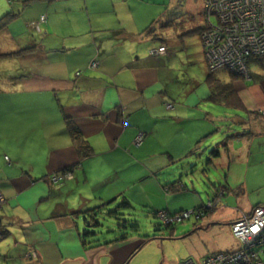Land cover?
<instances>
[{"label": "crops", "instance_id": "obj_1", "mask_svg": "<svg viewBox=\"0 0 264 264\" xmlns=\"http://www.w3.org/2000/svg\"><path fill=\"white\" fill-rule=\"evenodd\" d=\"M24 6L15 21L25 17L31 24H27V29L16 26L13 30L9 29L14 21L11 22L3 40L5 44L0 47L3 52L21 50L25 43L38 47L34 52L10 58L15 67L9 75L12 82L0 86V142L6 139L12 145H8L10 150L0 145V189L6 199L0 209L3 219L0 241L12 234L8 230L11 224L23 228L24 244L38 256H21L20 264H137L132 258L144 246L141 247L139 236L90 246L83 242V227L78 223L82 214L75 213L87 204L125 192L138 182L143 192L149 189L158 198L163 196L154 172L167 165L171 156L178 153L173 150L179 149L167 147L158 152L151 148L150 140L164 132L157 122L174 124L182 119L179 113L197 110L208 98L206 67L204 74L194 77L181 71L183 67L178 66L181 57L177 62L171 55L156 58L149 54L151 48L163 44L150 32L166 19L170 5L165 0H30ZM3 8L0 7V16L11 10ZM43 15L46 21L40 27L44 36L33 40V22ZM26 36L28 41L24 39ZM185 55L190 63V54ZM95 59L98 66L89 68ZM175 82L181 87L178 96L172 90ZM165 102H176V106L169 109ZM62 108L66 115L74 117L96 154L97 150H105V155L131 150L135 156L131 159H138L129 165H115L114 159L108 158L107 171L103 174L105 169L100 167L102 175L94 177L92 173L97 170L91 167L95 156L79 162ZM120 117L129 125L123 127L118 121ZM142 129L146 138L137 146L134 139ZM46 133L63 135L58 144H51L48 149ZM249 143L244 150L253 147L264 150V133L254 136ZM238 155L243 156L240 151ZM70 166H75L74 178L51 180L53 174ZM135 166L137 169L131 175H124ZM253 180L256 186H261V180ZM87 183L91 188L83 191L79 186ZM74 194L78 196L77 206L69 202V196ZM51 197L57 200L58 216L53 225L47 226L40 222L37 212L40 203ZM148 200L160 209L173 208L172 201H156L154 195ZM6 203L14 204L26 217L13 214L11 208L5 210ZM260 203H264L262 196L251 202L252 209ZM7 250L6 258L11 251L9 247ZM84 252L89 253V260L74 259ZM70 256L74 258L69 260ZM184 259L167 260L164 264Z\"/></svg>", "mask_w": 264, "mask_h": 264}, {"label": "rangeland", "instance_id": "obj_2", "mask_svg": "<svg viewBox=\"0 0 264 264\" xmlns=\"http://www.w3.org/2000/svg\"><path fill=\"white\" fill-rule=\"evenodd\" d=\"M28 1L30 0H14L13 2L9 0H0V7L3 6L4 10L7 8L11 10L13 9L14 12H21L25 10L26 6L24 5H26ZM165 1L170 5V8L166 11V15L164 16L166 19L158 22L156 30L159 32L162 30L161 32L165 34V38L170 40L167 43L168 46L171 45L170 47H172V44L179 43L178 45L184 47L183 50L179 51L178 54L181 58L179 62L177 61L178 66L183 67L182 71L194 77L201 76V74H204L203 68L206 67L204 58L206 61L209 59L207 53L206 55L205 53L203 54V45L199 35L194 34V32L190 31V29L195 28L196 25H204V23H206V0ZM42 17H44V19H42ZM28 19L22 17L16 21L13 20L14 22L12 21L13 24L9 25V29L14 30L16 26L27 29V24H31V21H27ZM45 19L46 16H41L40 21L43 22ZM213 19L216 21L215 17H213ZM171 22H173V24L168 26ZM43 26L44 25L42 23L41 27ZM35 28L38 29V24H35ZM35 28L33 30L36 35H40ZM6 30L7 25L0 29V47L5 44V41L3 40L5 39V34H7ZM41 35L44 36V33L42 32ZM173 39L175 40L174 43H172ZM160 41L164 42L163 40ZM169 52L170 50L166 47L165 50L160 52V55H170L168 54ZM187 53L190 54V63H187L188 59L185 55ZM95 60L97 62L93 60L90 63L89 68L95 69V67L98 66V60ZM175 60H177V58ZM181 60L184 64H181ZM5 62H11V64L7 65ZM94 63H96V66L91 67ZM213 68L215 69L216 66ZM13 71H15V67L10 58H1L0 86H6L8 83L12 82L9 75ZM261 71L264 74L263 66L261 67ZM235 87L245 101L247 108L252 110L249 118L241 119L239 124H246L244 129L252 128L255 131H264V89L262 85L258 82H254L252 85H249L245 79H238L235 82ZM179 88H181L180 85L175 82L172 87L174 95L178 96ZM179 102H181V99H179ZM168 108H172V106L168 105ZM224 111H226L229 116L234 113H238L243 116L247 115V111L245 110L225 108L221 105L215 104L209 99H205L201 102L199 108L195 112H187L185 110L183 112L184 114L182 115V119L178 122L175 121L174 124L157 122L156 125L163 127L164 132L161 137L154 135V137L151 138V148H156L158 152H161V150L165 151L167 147L179 149L181 151L189 150L195 142V137L206 131V127L208 125L207 117L212 118L211 114H225ZM206 113L210 114L206 115ZM120 120L122 122L121 125L126 127V120L121 117L118 121ZM219 120L220 118L216 117V121ZM55 131L59 132V129H56ZM61 133H57L54 136L46 133L44 138L46 140V148L49 149V145L51 144H58L59 137L63 135ZM212 135L216 136L217 139H211L209 140L210 142L207 141L204 144H206V147H209L210 145H217L221 148L222 156L215 161L214 165H216V168L210 169L207 174H204L200 170L196 169L190 179L186 180L189 181V185L191 187H195V189H197V192H191V194L189 193L187 195L181 194L178 195L177 199L172 200L175 201L173 203L176 205L175 207L183 205L186 206L188 210H191L198 199L200 200L199 203H206L204 210H207V215L202 216L201 218L192 216L190 219H186L184 222L177 224L174 231L170 234V229L165 228V226H160L159 219L155 218L153 214L147 213L148 209L145 208L146 204H152V202L148 200L151 195H154L156 201L159 200L163 203L166 201L165 197L160 196L158 198L155 192L149 189L146 193L143 192L142 188L139 186L140 182L126 188L125 193L130 195L136 204L137 209L134 211V214H136L139 219V224L142 227L143 233L141 236H137H139L138 238L142 243H140L141 247L143 245L144 246L132 258L133 261L135 260V262H137V264H164L167 260H175L174 262H177L184 258L186 262H189L188 260H190V258H194L199 261L208 254L226 251L228 249H237L240 246L241 242L239 238H237L233 233V221L236 217L253 210V205L251 204L252 201L256 202L260 196L264 197V150H254L255 147H253L252 150H244L245 147H247V144L249 147V140L252 139V137H244L243 139H239L240 141L234 140L232 142L230 139L228 141L221 142L223 141L222 135H224L222 132L220 133L219 131ZM145 138L146 133L141 131L135 136L134 142L137 146H140L144 142ZM0 145L4 147L5 150H10L8 149V145L12 146L6 139L1 141ZM225 145H228V147L225 148ZM240 147H243V150H240ZM238 150L243 156L238 155ZM103 151L105 150H97L98 153L95 155V159L93 161L94 164L91 167V169L97 170L96 173H92L94 177L102 175L100 167L105 169L103 174L107 171L109 168V162L106 163L108 158L114 159L112 162L115 165H129L133 163L134 159H138V157L131 159L132 157H135L131 150H119L118 152L112 151L113 153L111 155H105L103 154ZM141 151L142 150H140L139 153ZM173 151L177 153L176 150ZM198 151L204 154V159L206 160L209 150ZM245 159H249V162H245ZM191 164L192 162L190 163V166ZM188 165L189 164H186L185 166ZM136 169L137 166L131 168L129 171H125L124 175H131ZM64 171L65 170L55 173V179L50 177L51 180L54 182L63 181L65 179V175L63 173ZM70 173L74 176L73 171H70ZM207 176H209L210 179ZM185 177L186 175H184V179ZM253 178L261 180L260 187L254 184ZM220 182H222L225 186H228V183L230 184V189L227 192V195L223 198V201L215 203L208 202L209 198H213L215 184L218 185ZM79 187L83 188V191H88L90 190L91 185L90 183H87ZM26 195L27 193L22 196V199H25ZM76 197L78 196L75 194L69 196L70 205L75 204L77 206L79 204ZM4 201H6V199ZM56 201L55 197H51V199L43 200L40 203L37 214L39 215V218H41V223L44 222L47 226L54 224V219L58 216L56 213ZM14 206V204L6 203L5 210L11 208V212L13 214L25 218L26 216H22L23 214L18 210V207ZM2 211L4 210L2 209ZM2 221L3 219L0 214V229L2 227ZM78 221L79 225L84 227L83 219L79 218ZM106 222V227L113 226L114 224L111 220ZM8 230L12 234L4 237L0 241V250L2 249L3 252L0 254V264H20L21 261L19 259H21V256L29 258L33 256L34 258H37L38 254L36 252L28 251V248L24 244L25 237H22L21 235L23 228L19 229L17 225L11 224ZM7 247L11 250L8 258L4 257V255L8 253V250L6 251ZM35 250L39 252L38 249L35 248ZM98 256L100 257V253ZM74 257L70 256L68 259L71 260L74 258L75 260H78L82 257L85 260L90 259L88 252L76 254ZM180 263L181 261L176 264Z\"/></svg>", "mask_w": 264, "mask_h": 264}, {"label": "trees", "instance_id": "obj_3", "mask_svg": "<svg viewBox=\"0 0 264 264\" xmlns=\"http://www.w3.org/2000/svg\"><path fill=\"white\" fill-rule=\"evenodd\" d=\"M27 1V0H26ZM43 1V0H37ZM44 1H53V0H44ZM19 16L18 12H13L9 10L5 12L2 16H0V29L2 27L8 25L17 17ZM45 16V15H43ZM41 18V17H40ZM39 20L33 22L34 28L35 24H38V29L35 28L40 35H36L35 32L32 33V37L35 40L37 37H42V31L40 24L42 21ZM42 20V19H41ZM205 20H206V11H205ZM46 21V20H45ZM44 22V21H43ZM173 24L171 22L168 25ZM209 27L207 23L204 25H196L195 28L190 29V31L194 32V34L199 35V38L203 45V54L209 48L203 39V35L206 31H208ZM150 33H154L155 38L163 40V44L160 46H164L171 51L169 52L170 55L176 59L177 61L180 58L179 51L183 50L184 48L181 45H177L179 43L172 44V47L168 46L167 43L168 38H165V34L163 32L156 33V30H152ZM163 35V36H162ZM29 36V35H28ZM28 37H24L25 40L28 41ZM33 41H31L32 43ZM158 47H153L150 49L149 54L152 49H158ZM37 45L35 43L28 44L25 43L24 47L18 51H8L3 52L0 51V59L1 58H11L18 56L20 54H24L27 52H34L37 49ZM177 54L178 57H175ZM153 57L163 56L160 53L157 54H150ZM205 65L207 68V74L205 76V81L209 88V96L207 99L214 102L215 104L221 105L225 108H232L235 110H245L247 111V115L243 116L238 113H234L232 115H227V112L224 111L225 114H213L212 118H207V127L206 131L195 137V142L190 147L189 150L181 151L176 150L178 153L171 156V161L165 165L159 167L155 170L154 175L157 178L159 184L161 185L162 195L165 197L166 202L172 201L177 199L178 195H187L191 194V192H197L195 187H191L189 185V181L186 179H190V177L194 174L193 172L197 169L200 170L202 173L207 174V172L212 169L216 168L215 161L218 160L221 154V148L219 146H212L206 147L205 142L209 140L217 139L216 136L212 135L216 132H222L223 141H228L231 139L233 142L234 140L243 139L244 137L250 138L257 136L260 133H264L263 130L255 131L252 128L244 129L246 127L244 124H239V121L244 118H249L250 113L252 112L251 109L247 108L245 101L239 94L237 88L235 87V82L238 79H245L249 85H252L254 82H258L262 85L264 89V74L261 71V67L264 60V56L259 54H251V56L245 59V63L247 65V75L242 72H236L232 69V67L227 64L223 63L221 66L216 67L215 69L212 67L210 60L206 61ZM182 71V70H181ZM80 74V72H78ZM166 106L168 105L174 107L176 106L173 102H165ZM177 104L181 105V103ZM172 109V108H169ZM192 111H196L195 109H191ZM63 111V118L66 123V128L70 137L72 139L73 145L76 149L79 162L84 163L89 158H92L96 155V151L88 138L85 137L81 127L76 122L74 117L68 116ZM190 111V109H189ZM187 111V112H189ZM174 113V111H171ZM184 113H179V116L183 117ZM188 114V113H187ZM209 114V113H208ZM206 113V115H208ZM174 115V114H172ZM205 115V116H206ZM220 118L219 121H216V117ZM222 117V118H221ZM222 119V120H221ZM129 125V123H127ZM141 131L146 132L144 129L139 130L137 132L140 133ZM136 134V135H137ZM221 137V136H220ZM219 137V138H220ZM210 142V141H209ZM228 145H225L227 148ZM211 148V149H210ZM198 150H209L208 155L206 156V160L204 159V154H202ZM195 155V157H194ZM195 158V159H194ZM205 160V161H204ZM192 162L191 166L190 163ZM189 164L188 166H185ZM202 165V166H200ZM76 166V165H75ZM75 166H70L66 169V172L74 171ZM70 170V171H69ZM184 175H186L184 179ZM209 179L210 177L207 176ZM72 177H67L65 180L72 179ZM228 183V182H227ZM230 189V184L228 186L223 185L220 182L218 185L215 184V190L213 194V198H209L208 202L215 203L219 201H223V198L227 195V192ZM221 192V193H220ZM134 199L125 192H122L116 196H112L107 200H101L97 203L87 204L86 207L78 210L75 214L81 213L82 219L84 222V227L82 231V238L83 242L88 243L90 246L97 247L103 244H111L117 242H124L130 239L131 237L143 234L142 227L139 224V219L134 214V211L137 209L136 204L133 201ZM200 200L194 204V207L191 210H188L186 206L181 205L180 207H175L176 205H172L173 208L164 207L162 209L154 207L152 204H146L145 208H147V213L153 214V216L160 221V226H165V228L170 229V234L174 231L177 224L184 222L186 219H190L192 216L196 218H201L208 214L207 210L205 209L206 203H199ZM175 201H172L174 203ZM264 205V203L257 204L256 206ZM255 206V207H256ZM187 212L189 215L184 217L183 215ZM166 218H163L164 216ZM167 219V220H165ZM111 220L114 222L113 226L106 227V221ZM105 221V222H104ZM159 226V224H158ZM163 229V228H162ZM210 255V254H208ZM183 261V260H182Z\"/></svg>", "mask_w": 264, "mask_h": 264}, {"label": "built area", "instance_id": "obj_4", "mask_svg": "<svg viewBox=\"0 0 264 264\" xmlns=\"http://www.w3.org/2000/svg\"><path fill=\"white\" fill-rule=\"evenodd\" d=\"M205 11L209 29L203 39L209 47L206 53L212 67L227 63L236 72L247 75L245 59L251 54L264 56V0H206ZM163 50L165 47L160 46L150 54ZM94 66L96 63L91 67ZM63 173L65 178L72 177L70 172ZM52 177L55 179L56 175ZM4 200L0 191V208ZM188 215L189 212L183 216ZM233 233L241 242L237 249L211 253L199 261L190 258L180 264H264V205L236 217Z\"/></svg>", "mask_w": 264, "mask_h": 264}, {"label": "clouds", "instance_id": "obj_5", "mask_svg": "<svg viewBox=\"0 0 264 264\" xmlns=\"http://www.w3.org/2000/svg\"><path fill=\"white\" fill-rule=\"evenodd\" d=\"M65 171H66V170H65ZM65 171H64V172H65ZM53 175H54V174H53ZM53 175H52V176H53ZM52 176H51V178H52ZM1 208H2V207H1Z\"/></svg>", "mask_w": 264, "mask_h": 264}, {"label": "flooded vegetation", "instance_id": "obj_6", "mask_svg": "<svg viewBox=\"0 0 264 264\" xmlns=\"http://www.w3.org/2000/svg\"><path fill=\"white\" fill-rule=\"evenodd\" d=\"M230 250V249H229Z\"/></svg>", "mask_w": 264, "mask_h": 264}]
</instances>
